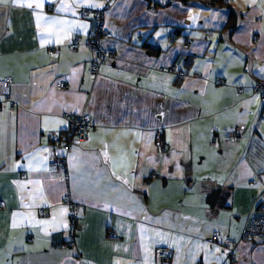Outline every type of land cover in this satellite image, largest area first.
<instances>
[{"label": "crops", "instance_id": "1", "mask_svg": "<svg viewBox=\"0 0 264 264\" xmlns=\"http://www.w3.org/2000/svg\"><path fill=\"white\" fill-rule=\"evenodd\" d=\"M99 9L115 56L92 76L95 53L68 46ZM259 80L264 0H4L0 264H163L162 246L165 264H264V240L232 255L223 243L261 202ZM79 114L92 128L54 170L53 137ZM235 126L241 137L226 138Z\"/></svg>", "mask_w": 264, "mask_h": 264}, {"label": "built area", "instance_id": "2", "mask_svg": "<svg viewBox=\"0 0 264 264\" xmlns=\"http://www.w3.org/2000/svg\"><path fill=\"white\" fill-rule=\"evenodd\" d=\"M80 15L83 19H88L89 11L82 10ZM104 17V10H95L93 13L94 27L92 33L85 39L78 35L73 36L68 46L70 51H76L81 47H85L91 52L95 53L96 60L90 67V74L92 76H96L99 72L100 66L115 56V53L112 50H106L101 45L102 40L111 35L109 30L105 27ZM173 70L176 72V67H174ZM9 87V81H0V98L7 97ZM57 88L63 89L65 88V84L63 82H58ZM254 89L264 100V80H259L256 83ZM91 128L92 124L90 116L87 114H79L70 118V128L67 132L55 135L53 137V142L56 146L53 150L50 164L54 170H59L62 172L67 171L66 157L60 152V150L67 152L73 145L84 143ZM242 132L243 128L241 126H235L231 130L225 131L224 136L230 139H239L242 135ZM262 174L264 176V171ZM258 184L262 186V193L261 202L256 212L250 217L248 224L243 229L238 239H227L223 242L224 245H226V247L229 249L230 255L233 254V251L241 242L253 239L264 240V180L260 178V176H257L256 179L250 182L251 186ZM66 203L74 212L75 205L70 197L67 198ZM4 207L5 202L0 201V209H3ZM40 213L41 215L45 216L46 210L42 209ZM75 227L76 224L73 219L71 230L69 231L71 239H74ZM109 236L111 238H116L115 234L113 233H110ZM215 241H218V238H215ZM155 256L159 262L163 264L169 263L173 258V250L169 246H162L156 250Z\"/></svg>", "mask_w": 264, "mask_h": 264}, {"label": "trees", "instance_id": "3", "mask_svg": "<svg viewBox=\"0 0 264 264\" xmlns=\"http://www.w3.org/2000/svg\"><path fill=\"white\" fill-rule=\"evenodd\" d=\"M236 17H235V13L234 12H231V16H230V21H229V24L231 25L232 24V27L234 28L235 27V24H233V20H235Z\"/></svg>", "mask_w": 264, "mask_h": 264}, {"label": "snow or ice", "instance_id": "4", "mask_svg": "<svg viewBox=\"0 0 264 264\" xmlns=\"http://www.w3.org/2000/svg\"><path fill=\"white\" fill-rule=\"evenodd\" d=\"M2 2H4V0H0V3H2ZM27 6H28V7H32L31 4H28ZM37 6H39V5H37Z\"/></svg>", "mask_w": 264, "mask_h": 264}]
</instances>
